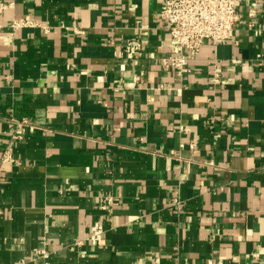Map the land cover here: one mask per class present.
Returning <instances> with one entry per match:
<instances>
[{"label": "crops", "instance_id": "crops-1", "mask_svg": "<svg viewBox=\"0 0 264 264\" xmlns=\"http://www.w3.org/2000/svg\"><path fill=\"white\" fill-rule=\"evenodd\" d=\"M13 1L0 15V264H264V0L254 28L239 3L233 37L203 40L182 75L160 65L174 53L161 0ZM23 15L39 25L12 32Z\"/></svg>", "mask_w": 264, "mask_h": 264}, {"label": "built area", "instance_id": "built-area-1", "mask_svg": "<svg viewBox=\"0 0 264 264\" xmlns=\"http://www.w3.org/2000/svg\"><path fill=\"white\" fill-rule=\"evenodd\" d=\"M243 1L253 3L247 8L246 18L247 25L254 28L256 25L254 19L257 13L254 3L259 0H161L159 17L165 22L174 45V53L160 59L161 67L165 70L172 69L182 75L187 71L188 52L197 53L203 40L216 43L231 39L235 25L241 18L238 5ZM13 4V0H0V15ZM38 25L36 20L28 15H23L13 18L9 27L14 32L21 27ZM2 27L0 22V30ZM141 45L138 39L129 40L126 44L127 55L131 56L134 51L140 50ZM259 56L264 62V54H259ZM217 67L215 66L211 72L209 80L212 83L220 81L221 76ZM14 120L18 125L26 123L24 118ZM2 160H14L11 147L4 150ZM116 204L117 202L111 195H105L100 207L103 210L111 211ZM170 206L179 210L181 201H172ZM103 232L104 227L99 222H94L90 227L88 239L96 244H102ZM37 253L46 256L48 252L45 249H40L37 250Z\"/></svg>", "mask_w": 264, "mask_h": 264}]
</instances>
